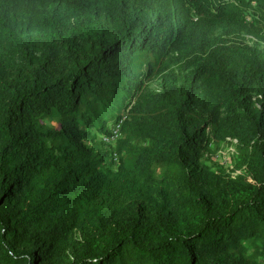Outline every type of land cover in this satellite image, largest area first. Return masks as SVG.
Wrapping results in <instances>:
<instances>
[{
	"label": "trees",
	"instance_id": "1",
	"mask_svg": "<svg viewBox=\"0 0 264 264\" xmlns=\"http://www.w3.org/2000/svg\"><path fill=\"white\" fill-rule=\"evenodd\" d=\"M259 44L264 0H0V264H261Z\"/></svg>",
	"mask_w": 264,
	"mask_h": 264
},
{
	"label": "rangeland",
	"instance_id": "2",
	"mask_svg": "<svg viewBox=\"0 0 264 264\" xmlns=\"http://www.w3.org/2000/svg\"><path fill=\"white\" fill-rule=\"evenodd\" d=\"M23 21H19L16 25V31L20 32L22 29H25V26H21L20 23ZM32 33V34H30ZM27 35H36L35 32L29 30ZM258 47L264 51V44H259ZM173 74H178L179 73V67L176 65H173ZM166 86V83L164 79H155L152 82H150L147 85V88L150 91H159L162 88ZM47 124H51L55 126L54 122H46ZM235 141L232 140L229 141L228 139L226 141H222L219 143L217 146L216 144H212L211 150L208 154L204 155L200 161L203 165L210 167L213 171L216 172H226L231 173L232 175L236 174V171H234V163H233V155L236 154V149H235ZM260 263L263 264V259L260 260Z\"/></svg>",
	"mask_w": 264,
	"mask_h": 264
},
{
	"label": "built area",
	"instance_id": "3",
	"mask_svg": "<svg viewBox=\"0 0 264 264\" xmlns=\"http://www.w3.org/2000/svg\"><path fill=\"white\" fill-rule=\"evenodd\" d=\"M117 134H118V130L117 129H114V130H112L110 136H108V137H102V141L104 143H106V144H114L115 143V140L118 137ZM263 264H264V260H263Z\"/></svg>",
	"mask_w": 264,
	"mask_h": 264
}]
</instances>
